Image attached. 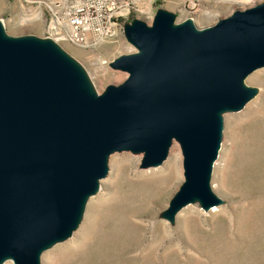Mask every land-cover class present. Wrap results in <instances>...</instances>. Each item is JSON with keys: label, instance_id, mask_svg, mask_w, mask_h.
I'll return each instance as SVG.
<instances>
[{"label": "water", "instance_id": "1", "mask_svg": "<svg viewBox=\"0 0 264 264\" xmlns=\"http://www.w3.org/2000/svg\"><path fill=\"white\" fill-rule=\"evenodd\" d=\"M136 52L110 63L127 73L102 93L51 38L7 35L0 21V264H40L71 236L113 151L141 152L140 168L161 164L173 140L184 180L162 212L210 208L223 111L255 90L245 77L264 66V0L202 29L158 9L150 24L124 26Z\"/></svg>", "mask_w": 264, "mask_h": 264}, {"label": "rangeland", "instance_id": "2", "mask_svg": "<svg viewBox=\"0 0 264 264\" xmlns=\"http://www.w3.org/2000/svg\"><path fill=\"white\" fill-rule=\"evenodd\" d=\"M46 1L0 0V21L7 35L48 38ZM125 1L144 9L150 7L151 13L166 10L174 16L175 24L189 19L202 29L263 0ZM146 15L136 16L150 24ZM61 48L85 71L98 93L127 77L126 72L100 68L91 59L95 54H126L129 48L122 37L97 50L69 43ZM262 70L264 66L244 79L245 85L255 90L245 106L221 113V145L210 185L223 201L214 213L193 202L172 221L162 217L184 180L183 156L177 141L171 142L167 157L156 167L140 168L141 152L113 151L107 160V174L85 205L79 225L65 241L44 250L40 264H264ZM176 153L178 165L171 172L151 171L165 167Z\"/></svg>", "mask_w": 264, "mask_h": 264}, {"label": "built area", "instance_id": "3", "mask_svg": "<svg viewBox=\"0 0 264 264\" xmlns=\"http://www.w3.org/2000/svg\"><path fill=\"white\" fill-rule=\"evenodd\" d=\"M44 6L48 38L60 46L69 43L84 50H97L122 37L129 48L127 53L136 52L124 37V26L138 14L147 13L149 22L155 14L150 7H136L125 0H47ZM119 55L95 54L91 59L100 68L113 70L110 63Z\"/></svg>", "mask_w": 264, "mask_h": 264}, {"label": "bare ground", "instance_id": "4", "mask_svg": "<svg viewBox=\"0 0 264 264\" xmlns=\"http://www.w3.org/2000/svg\"><path fill=\"white\" fill-rule=\"evenodd\" d=\"M262 73H264V70H262ZM260 75V74H259ZM263 78V77H262ZM88 81V84H90L89 86H90V88H92V84H91V82L89 81V80H87ZM93 89V88H92ZM96 94L98 93V92H96V91H94ZM220 150V149H219ZM218 155H219V151H218ZM218 155H217V158H218ZM178 154L176 153L169 161H168V163L166 164V165H164L165 167H163V166H160V167H157V168H152L151 169V171L153 172V173H162V172H171V170L176 166V165H178ZM217 158H216V160H217ZM215 160V161H216ZM215 161L213 162V166H214V163H215ZM243 161H244V158H243ZM246 161V160H245ZM163 163V162H162ZM156 166H159V165H153V167H156ZM238 166V165H237ZM174 173V172H173ZM152 174V173H151ZM167 174V173H166ZM154 175V174H153ZM124 178V177H123ZM162 180V179H161ZM160 180V181H161ZM101 181V180H100ZM163 181V180H162ZM163 184V183H162ZM99 188H100V185H99ZM138 188V187H137ZM141 189H142V187H141ZM136 191V190H135ZM142 192V191H141ZM130 193V192H129ZM147 193V192H146ZM96 194V193H95ZM142 194V193H141ZM151 194V193H150ZM94 194H92V195H90L89 197H88V199H87V201H86V204L89 202V200H90V198L93 196ZM148 196V195H147ZM95 197V196H94ZM128 197V196H127ZM142 197H144V195H142ZM149 197H151V196H149ZM144 198H147L146 196L144 197ZM127 200V199H126ZM125 200V201H126ZM124 201V200H123ZM94 203V202H93ZM117 203V202H116ZM190 204V203H189ZM189 204H186V205H184L183 207H181V208H179L178 210H177V212L175 213V215L177 214H179V215H181V212H183L186 208H187V206L189 205ZM119 205V204H118ZM219 205H221L220 203L219 204H217V205H213V206H211L210 208H207L206 209V211L207 210H209L210 212L212 211L213 213L215 212V210L216 209H218V206ZM122 207H124V206H122ZM189 207V206H188ZM244 208V207H243ZM119 209H120V207H119ZM190 210V209H189ZM113 211H115V210H113ZM243 211V210H242ZM247 211V210H246ZM189 212V211H188ZM217 212V211H216ZM244 212V211H243ZM246 213H248V212H246ZM246 213H244V214H246ZM241 214H243V213H241ZM243 214V215H244ZM185 215V214H184ZM183 216V215H182ZM245 216V215H244ZM243 216V217H244ZM248 216V215H247ZM175 217V216H174ZM184 217V216H183ZM245 218V217H244ZM241 220H242V217L240 218ZM244 220V219H243ZM235 221V220H234ZM238 221V220H237ZM239 222V221H238ZM242 222V221H241ZM236 223V222H235ZM79 225V224H78ZM240 225V224H239ZM73 234V233H72ZM71 234V235H72ZM66 239H64V240H62V241H60V242H63V241H65ZM60 242H56L55 244H52L51 245V247L52 246H55L57 243H60ZM50 248V247H49ZM48 249V248H47ZM46 250V249H45ZM6 262H12V260L11 259H6V260H4L1 264H4V263H6ZM13 263V262H12Z\"/></svg>", "mask_w": 264, "mask_h": 264}]
</instances>
